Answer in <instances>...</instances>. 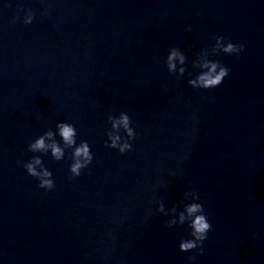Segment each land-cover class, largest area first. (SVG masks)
<instances>
[{
    "label": "water",
    "instance_id": "obj_1",
    "mask_svg": "<svg viewBox=\"0 0 264 264\" xmlns=\"http://www.w3.org/2000/svg\"><path fill=\"white\" fill-rule=\"evenodd\" d=\"M5 3L0 264H264V0ZM216 35L245 47L215 57L230 68L219 86L192 88L191 60ZM173 45L188 57L179 79L163 63ZM121 110L138 133L124 154L104 144L107 114ZM57 120L76 125L94 159L70 180L69 161L36 153L55 181L45 191L16 161ZM186 189L213 225L203 253L179 250L188 228L166 227L150 203L179 204Z\"/></svg>",
    "mask_w": 264,
    "mask_h": 264
},
{
    "label": "clouds",
    "instance_id": "obj_2",
    "mask_svg": "<svg viewBox=\"0 0 264 264\" xmlns=\"http://www.w3.org/2000/svg\"><path fill=\"white\" fill-rule=\"evenodd\" d=\"M0 6L7 7L5 0H0ZM22 7V6H21ZM43 15H47L45 7ZM35 13L32 8H23L22 23L30 24ZM21 19L19 13L12 17V23ZM189 29L191 26H188ZM243 43L233 42L231 39L216 35L214 43L209 47H203L195 53V58L191 60L192 69H196L193 74L188 71L187 84L192 88L210 89L219 86L224 78L229 74L230 68L215 57L220 53L226 55H239L244 49ZM188 57L184 49L178 45L170 46L164 57L163 63L169 73L174 74L178 79L186 74V63ZM133 120L127 111H119L118 114L109 112L107 114L104 135V144L112 149H116L120 154L131 151L133 143L138 133L133 126ZM27 150L33 153L27 160H17L16 163L22 166L26 173L34 177L37 186L45 191L55 187L53 173L43 161V155H48L55 161L67 160L68 179H73L81 175L82 171L88 168L94 159L91 145L86 139L79 138L76 125L70 120H57L54 127H47L27 144ZM40 153L43 155H36ZM170 175H176L171 172ZM162 185L158 180L153 185ZM156 211L163 214L167 219L164 221L166 227L171 228L176 225H186L188 228V238H181L178 248L181 251L196 249L203 253L202 247L207 239L213 225L208 219V214L201 202L200 193L195 189H186L179 204L173 202L170 207H166L163 199H155ZM150 211V210H149ZM188 261L194 262L195 255H189Z\"/></svg>",
    "mask_w": 264,
    "mask_h": 264
}]
</instances>
